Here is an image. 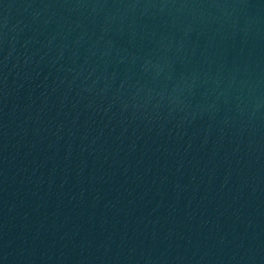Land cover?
Segmentation results:
<instances>
[{
  "label": "water",
  "instance_id": "water-1",
  "mask_svg": "<svg viewBox=\"0 0 264 264\" xmlns=\"http://www.w3.org/2000/svg\"><path fill=\"white\" fill-rule=\"evenodd\" d=\"M0 264H264V0H0Z\"/></svg>",
  "mask_w": 264,
  "mask_h": 264
}]
</instances>
